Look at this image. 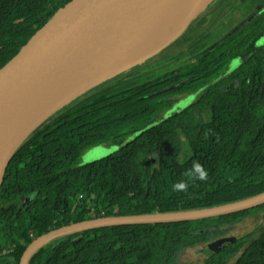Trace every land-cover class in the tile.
I'll use <instances>...</instances> for the list:
<instances>
[{
	"label": "trees",
	"instance_id": "trees-1",
	"mask_svg": "<svg viewBox=\"0 0 264 264\" xmlns=\"http://www.w3.org/2000/svg\"><path fill=\"white\" fill-rule=\"evenodd\" d=\"M69 1L0 0V65ZM223 2L231 7L223 15L214 9L206 30L204 21L194 19L149 56L148 65L138 64L90 90L21 144L0 185V245L13 249V264L27 244L16 240L22 215L37 221L44 234L97 217L210 208L264 192V0ZM233 16L241 21L228 32ZM209 43L212 49L202 58L185 61ZM194 91L191 106L160 114L169 96ZM122 140L116 151L77 165L87 149ZM194 162L203 165L208 179L174 191ZM32 191L37 194L28 214L19 212L4 229L18 196ZM263 208L81 231L42 246L28 264H174L183 249L225 233L227 224ZM244 243L239 239L204 264H225ZM232 264H264V225Z\"/></svg>",
	"mask_w": 264,
	"mask_h": 264
},
{
	"label": "water",
	"instance_id": "water-1",
	"mask_svg": "<svg viewBox=\"0 0 264 264\" xmlns=\"http://www.w3.org/2000/svg\"><path fill=\"white\" fill-rule=\"evenodd\" d=\"M179 1L70 0L0 65V185L14 153L41 125L111 77L164 49L215 0H198L173 31L156 36L164 25H157V21ZM146 42L153 43L145 53L132 57L133 51ZM84 75V86L78 93L71 97L61 92ZM263 204L264 192L210 208L97 217L42 234L27 246L18 264H27L35 251L52 240L81 231L194 221ZM241 233L242 230H231L204 248L211 252L219 251L236 241Z\"/></svg>",
	"mask_w": 264,
	"mask_h": 264
},
{
	"label": "flooded vegetation",
	"instance_id": "flooded-vegetation-1",
	"mask_svg": "<svg viewBox=\"0 0 264 264\" xmlns=\"http://www.w3.org/2000/svg\"><path fill=\"white\" fill-rule=\"evenodd\" d=\"M224 0H216L215 1V4H213L209 9H208V15H206V20H203V17L201 19H199V21H204V24H203V27L205 28V30L209 27L210 25V21H213V16L212 15V11L214 9H217V13L220 14V15H223L224 12L226 10H229V8L231 6H225L224 5ZM238 2H235V4H237ZM220 8V9H219ZM241 12V11H240ZM241 14V13H240ZM242 15V14H241ZM235 16L237 17V14L235 13ZM234 17V16H233ZM236 17H234V20H235V23H233V20H232V24L228 25L226 31L228 32H231L229 31V29L234 25H238L241 21V19H237ZM228 19V18H227ZM226 22V20L222 23V26H224V23ZM218 28V27H217ZM211 36L212 34L210 35V39H211ZM199 39V37H198ZM212 43H209L207 45H205L203 48H201L200 46L199 47H196V52L195 53H192V57H187L185 58V61L186 60H197V59H200L202 58L203 56L202 55H205L208 51H210L212 49ZM190 44H187L186 46H183L182 47H178L176 48L177 51L181 50V48H183V50H186L187 51V48ZM188 54V53H187ZM195 58V59H194ZM231 64V63H230ZM204 88V86H203ZM201 90V89H200ZM185 94V95H184ZM196 94L197 92L194 91V92H184V93H180V94H175V95H172V96H169L167 99H168V107L166 109H164V113H167L168 111L167 110H176V111H181V110H184L186 109L187 107L191 106L194 101H195V98H196ZM176 97H179V99H175ZM183 97V100H180V98ZM177 100L178 102L175 103L174 101ZM180 106H182V108H180ZM197 108H194L193 110H196ZM198 110V109H197ZM162 112V111H161ZM160 112V114H161ZM192 112V111H191ZM163 113V114H164ZM36 194L37 192L36 191H32V192H29L25 195H22V196H18L17 198V204H16V208H12L10 211H9V222H5L3 224V228L5 229L6 227H9L10 226V222L14 219H16L18 217V213L23 211L25 212V214H28L29 212V207H30V204L32 201H34L35 197H36ZM30 195H32V197H29ZM10 204L12 206V200L10 201ZM263 213V216H264V208L262 210ZM13 212V215L11 214ZM251 215L248 214L247 216L241 218L239 221H237L236 223H234V226L231 227V228H228L226 227L225 230L226 232L225 233H222L221 235H207L203 241H201V243H198L196 244L195 246H192V247H189V248H185L186 250L187 249H193V252L194 254L197 256V259H196V263L194 264H204L206 263L208 260H210L214 255H216L219 251H216V252H211L208 250V248H204L208 243H211L219 238H221L224 234L230 232L231 230H234V229H238V230H243L245 231L246 233H241V236L236 240L234 241L233 243H231V245H233L234 243H236L239 239L241 238H244L245 240V243L243 244V246H240L238 248V251L237 253L235 254V256H233L231 259H229L225 264H232L236 258V256H238L241 252L244 251V249L246 247H248V245L254 241L258 236L259 234H256V231L253 227H257L255 224H261L263 222V225H264V219L260 218L258 219V221H256L254 223V225H250L248 228L246 227V224L245 222L247 221V218ZM13 218V219H12ZM27 216L26 215H22L21 219H20V222L18 224L19 226V230H21L20 234L16 237V240L18 242H20V244H24L25 242H27L26 246L24 247V249L22 250L20 256H19V260H20V257L22 256L24 250L27 248V246L33 241L35 240L37 237L41 236L42 234H39L40 231L42 230V227L40 226H37L36 228V225H37V221L35 222V220L33 222H30V221H27ZM38 220V219H37ZM54 222V221H53ZM64 226H67V225H64ZM63 227V226H61ZM60 228V227H58ZM57 229V228H55ZM53 229V230H55ZM249 232H247V231ZM51 231V230H50ZM252 231H254L255 233L253 234H250ZM49 232V231H48ZM46 245V244H45ZM44 246V245H43ZM229 246V245H228ZM227 246V247H228ZM8 247V244L6 245V247L4 248V245H0V264H13V258H12V254H13V249H7ZM42 247V246H41ZM40 247V248H41ZM39 248V249H40ZM225 248V247H224ZM38 249V250H39ZM183 249V250H185ZM223 249V248H222ZM37 250V251H38ZM35 251L31 257L29 258L28 262L31 260L32 256L37 252ZM181 252V251H180ZM179 252V253H180ZM178 253V254H179ZM178 254H177V257H178ZM19 260H18V263H19ZM27 262V264H28ZM17 263V264H18Z\"/></svg>",
	"mask_w": 264,
	"mask_h": 264
},
{
	"label": "rangeland",
	"instance_id": "rangeland-1",
	"mask_svg": "<svg viewBox=\"0 0 264 264\" xmlns=\"http://www.w3.org/2000/svg\"><path fill=\"white\" fill-rule=\"evenodd\" d=\"M216 1V0H215ZM215 1L213 3H211L210 5L212 6V4L215 3ZM206 2V1H205ZM211 6H207L204 10H202L196 17H195V20L197 19H200L202 18L203 16H206L208 15V9L211 7ZM192 8V6H189L188 8H186L180 15L179 17V20L177 21L176 24L174 25H171L170 28L171 31H173L179 21H181L184 17V15H186V13ZM241 13V12H240ZM224 18V17H223ZM247 18H249V15L247 16ZM246 18V19H247ZM173 27V28H172ZM237 30V27L236 25L232 26L229 31L233 32ZM168 32V33H169ZM228 33V32H227ZM225 34V32H224ZM259 40H261V37L259 38ZM153 42L149 43V42H146L145 44H143L142 46H140L136 51H133L132 53V57H138L140 55H142L143 53H145V51L149 48V46L152 44ZM151 47V46H150ZM145 61L147 60H144L142 61V63H144ZM150 63V62H149ZM149 63L145 64L144 65H148ZM141 64V63H140ZM236 65L235 62L232 63V66ZM164 73H167V71H165ZM185 95V94H184ZM175 99H179V97H176ZM180 100H183V97L180 98ZM175 103H177L178 101L175 100L174 101ZM180 108H182V106H180ZM171 112H174V113H177L176 110H171ZM164 111L161 112V114H163ZM174 113H171L169 115H172ZM168 116V115H167ZM194 120V119H192ZM123 144V140L122 141H119L118 143H107V144H103V145H97V146H94V147H91L89 149H87L83 154H81V156L79 157L78 161H77V165H82L84 163H87V162H91V161H94V160H97V159H100L101 157H104L114 151H116L119 146H121ZM264 219V216H263V213L262 211H257L255 213H252L248 218H247V221L245 222L246 224V227L248 228L250 225H254V223L256 221H258V219ZM257 227H253L256 231V234H259V232L262 230L263 228V222L261 224H255ZM234 226V223H231V224H227L226 227L228 228H231ZM247 231V230H246ZM249 232V231H247ZM242 233H246L245 231L242 230ZM255 233L254 231H252L250 234H253ZM217 236V235H215ZM196 259H197V256L194 254L193 252V249H185V250H182L179 254H178V257L176 258V261L174 262V264H194L196 263Z\"/></svg>",
	"mask_w": 264,
	"mask_h": 264
},
{
	"label": "bare ground",
	"instance_id": "bare-ground-1",
	"mask_svg": "<svg viewBox=\"0 0 264 264\" xmlns=\"http://www.w3.org/2000/svg\"><path fill=\"white\" fill-rule=\"evenodd\" d=\"M197 1L198 0H180L174 7L169 10L167 15L163 16L157 21V25H160L161 23H163L164 25L161 27L162 32L156 36L160 37L162 35L168 34V32L171 30L170 26L177 23L181 13L189 6H195ZM84 76L85 77H82L78 81H74L67 87L63 88L61 92L63 91L66 96L71 95V97L78 93L84 86L86 75Z\"/></svg>",
	"mask_w": 264,
	"mask_h": 264
},
{
	"label": "clouds",
	"instance_id": "clouds-1",
	"mask_svg": "<svg viewBox=\"0 0 264 264\" xmlns=\"http://www.w3.org/2000/svg\"><path fill=\"white\" fill-rule=\"evenodd\" d=\"M188 179L177 182L173 185L174 191H187L189 181L194 183L196 180L206 181L208 179V172L199 162H194L192 169L184 174Z\"/></svg>",
	"mask_w": 264,
	"mask_h": 264
}]
</instances>
